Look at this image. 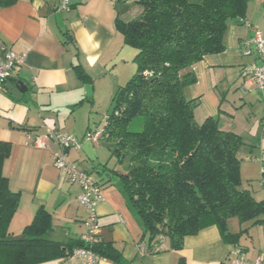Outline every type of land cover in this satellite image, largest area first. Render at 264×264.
Masks as SVG:
<instances>
[{
  "label": "crops",
  "instance_id": "crops-1",
  "mask_svg": "<svg viewBox=\"0 0 264 264\" xmlns=\"http://www.w3.org/2000/svg\"><path fill=\"white\" fill-rule=\"evenodd\" d=\"M58 2L16 0L4 5L0 0V53L2 46H7L26 56L9 81H23L28 88L20 98L6 85L0 89V140L12 143L4 173L10 187L21 194L10 233L21 235L41 206L52 215L54 236L81 238L86 232L83 221L87 212L78 200L81 188L54 165L53 154L59 146L54 140L49 147L33 144L35 135L51 129L81 140V148L70 150L68 159L80 170L96 175L102 185L104 200L98 205L102 241L119 249L124 262L99 259L94 264H225L236 246L247 260H264V214L259 217L261 222H240L232 230L231 218L228 220L231 233L243 231L236 244L211 225L186 236L180 249H172L167 237L149 245L142 222L112 171L122 170V165H116L102 140L98 146L83 139L87 131L100 125L97 117L103 115L106 122L116 92L136 73L137 49L125 42L117 21L138 18L142 8L133 0H71L69 10H58ZM244 17L264 30V0H249ZM252 33L238 20L230 21L225 49L193 65L196 82L186 87L185 95L198 101V122L217 117L221 129L239 134L251 153L260 152L264 157L260 134L264 94L251 87L246 90L242 76L244 65L253 57L244 55L241 47ZM75 66L91 80L80 78ZM87 85L92 94H87ZM142 247L147 250L143 252ZM39 264L90 263L86 257L71 255Z\"/></svg>",
  "mask_w": 264,
  "mask_h": 264
},
{
  "label": "trees",
  "instance_id": "trees-1",
  "mask_svg": "<svg viewBox=\"0 0 264 264\" xmlns=\"http://www.w3.org/2000/svg\"><path fill=\"white\" fill-rule=\"evenodd\" d=\"M135 1L141 15L117 21L125 42L137 49V70L116 92L105 122L102 143L122 165L112 171L150 246L167 237L172 249H180L186 236L211 225L236 244L243 231L231 233L228 220L261 222L264 198L258 200L243 185L242 136L221 129L217 117L198 122V101L187 98L185 89L196 82L193 65L225 49L229 23L245 16L249 0ZM75 68L80 78L91 80L80 66ZM139 116L142 128L130 130ZM11 152L12 143L0 140V264H39L69 257L80 247L124 262L111 242L53 241L52 215L43 206L21 235H12L10 223L21 194L4 173ZM262 182L264 186V166Z\"/></svg>",
  "mask_w": 264,
  "mask_h": 264
},
{
  "label": "built area",
  "instance_id": "built-area-1",
  "mask_svg": "<svg viewBox=\"0 0 264 264\" xmlns=\"http://www.w3.org/2000/svg\"><path fill=\"white\" fill-rule=\"evenodd\" d=\"M114 1L118 2L120 0ZM70 7L71 0H59L57 4L58 10H69ZM238 21L249 27L253 32L252 36L241 47L244 55L253 57V61L244 65L242 69L244 88L247 90L251 87L264 94V30L253 25L245 17L238 18ZM25 57V55L16 54L7 46H2L0 53V89H4L12 75V71L16 66L25 62ZM104 127L105 125L95 132L87 131L83 139L97 145L104 137ZM261 136L264 137V124ZM28 137L30 138L31 135L28 134ZM51 140H54L59 146L58 151L53 154L54 165L66 175L69 182L76 183L81 188L78 200L87 212V216L83 221L86 232L82 234L81 239L92 246L102 241L98 215V205L104 200L102 185L91 173L80 170L75 162L68 159L70 150L81 148V140L78 137L67 132L50 129L46 134L35 135L33 144L40 147H49ZM146 250L147 247H142L143 252ZM73 256L86 257L90 264L103 259L90 248L83 247L75 249ZM225 264H264V260L258 257L254 261H249L246 259L243 250L236 246L230 252Z\"/></svg>",
  "mask_w": 264,
  "mask_h": 264
},
{
  "label": "rangeland",
  "instance_id": "rangeland-1",
  "mask_svg": "<svg viewBox=\"0 0 264 264\" xmlns=\"http://www.w3.org/2000/svg\"><path fill=\"white\" fill-rule=\"evenodd\" d=\"M96 119L100 120V125L96 129H92L91 131L93 132L102 128L105 124V117L103 115H101L99 118L97 117ZM129 127L130 130L133 131L140 130L142 128V117H136ZM260 134H262V130ZM100 144L101 141L98 143V146H100ZM259 153L260 152H257L256 154L254 152L251 153L249 147L244 146V144L240 147L238 151V155L242 159L241 165H243V170H241L243 185L245 188L249 189L252 192L255 198L261 200L264 198V186L262 182L264 157H262ZM95 176L96 175H94V177ZM239 223L240 221L238 220V218H231V221H229L231 230L234 228H238Z\"/></svg>",
  "mask_w": 264,
  "mask_h": 264
},
{
  "label": "water",
  "instance_id": "water-1",
  "mask_svg": "<svg viewBox=\"0 0 264 264\" xmlns=\"http://www.w3.org/2000/svg\"><path fill=\"white\" fill-rule=\"evenodd\" d=\"M6 88L8 91H10L14 96L20 98L26 91L27 86L24 84L23 81H18L17 84L12 83L11 81L6 83ZM87 94H92L91 86L87 85ZM53 241L62 242L64 240V237L61 235H55L52 237Z\"/></svg>",
  "mask_w": 264,
  "mask_h": 264
}]
</instances>
